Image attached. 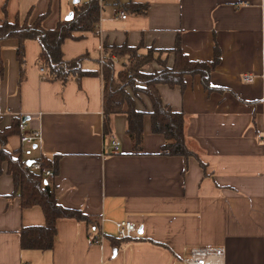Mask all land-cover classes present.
<instances>
[{
	"label": "crops",
	"instance_id": "0c3cea01",
	"mask_svg": "<svg viewBox=\"0 0 264 264\" xmlns=\"http://www.w3.org/2000/svg\"><path fill=\"white\" fill-rule=\"evenodd\" d=\"M86 1L91 0L78 3ZM97 1L92 30L75 31L61 45L65 60L86 54L82 68L96 73L48 80L37 40L23 42L22 67L18 41H0V130L17 123L6 143L15 156L56 160V170L44 166L53 177L35 172L50 183L61 206L96 216L99 229L59 218L50 249L23 248L21 230L43 226L45 217L38 205L21 207L3 162L0 264H183L180 258L193 246L223 247L224 264H264V143L257 138L264 83L241 77L259 74L264 61V0ZM73 5V0H0V22H32L47 13L42 26L53 29ZM177 44L193 61H212L215 46L220 55L209 75L211 90L199 75H185L183 86H157L162 102L186 115L185 138L195 155L160 154L164 136L151 131V103L143 94L136 99L137 109L146 113L141 143L133 146L122 113L111 116V134L105 135L101 49L160 51ZM166 60L171 67L172 52ZM160 69L157 62L142 68ZM19 115L28 130L41 135L30 155L22 153ZM111 139L119 144L116 153L107 147ZM121 221L133 222L139 236L119 237L115 223Z\"/></svg>",
	"mask_w": 264,
	"mask_h": 264
},
{
	"label": "trees",
	"instance_id": "16d2710c",
	"mask_svg": "<svg viewBox=\"0 0 264 264\" xmlns=\"http://www.w3.org/2000/svg\"><path fill=\"white\" fill-rule=\"evenodd\" d=\"M99 4L97 0L74 3L72 17L60 20L53 29H44L42 21L46 14L39 15L32 22L25 19L20 22H10L6 19L0 22V41L16 39V57L20 67L24 65L23 42L27 39L37 40L41 52L39 59L46 67L48 80H60L62 82L84 75L96 73L82 68V62L88 57L84 54L76 58L65 60L61 45L66 38L73 37L75 31L92 30L98 20ZM178 43V42H177ZM107 56L103 60L99 72L103 84V128L104 134H111V116L117 113L127 117L126 134L134 147L142 141L143 119L145 112L137 109L136 99L139 94L145 95L151 103L150 117L151 131L164 136V144L160 149L162 155H195L188 147L185 138L186 115L183 112H174L168 105L162 102L159 90L160 84L169 87L184 85L185 75H199L202 85L207 90L212 87L209 83V75L219 62V49L215 46L212 61L190 60L177 45L169 50H154L148 47L144 52L139 47L112 46L104 48ZM157 51V52H156ZM173 53L174 60L171 67H167L166 56ZM157 53V54H156ZM156 54V55H155ZM162 55H164L162 57ZM116 56L119 59V67H116L111 59ZM152 62L161 66L160 70L145 72L142 68ZM3 64L0 58V75ZM22 71V70H21ZM17 123L0 130V174L2 163H7V172L12 176L15 195L20 198L23 208L38 205L44 214L43 226L27 227L21 230V246L23 248L50 249L56 233V221L59 218H74L86 221L91 230L99 229L98 218L84 214L80 210L69 209L57 202L55 192L50 183H44V178L38 172L30 169L27 160L15 156V152H9L6 148L7 137L16 132ZM42 166L56 170V160L50 161L44 158L37 160Z\"/></svg>",
	"mask_w": 264,
	"mask_h": 264
},
{
	"label": "built area",
	"instance_id": "2783aa9c",
	"mask_svg": "<svg viewBox=\"0 0 264 264\" xmlns=\"http://www.w3.org/2000/svg\"><path fill=\"white\" fill-rule=\"evenodd\" d=\"M121 18H125L126 14L121 13ZM107 56L101 49L99 56V63L102 65L103 60ZM114 63L118 62L116 56L111 57ZM43 70V68H41ZM242 80L244 82H254L256 79H261L264 83V61L262 62V67L259 74L254 73H244L242 74ZM264 101V97H263ZM2 113V108L0 106V114ZM19 140L22 147V153L24 155L31 154V146L36 144L40 140L41 135L39 130H28L26 121L23 119L22 115H19ZM257 138L259 141L264 143V120L262 124V129L257 133ZM107 147L110 149L111 153H116L119 150V144L116 140H109ZM29 167L34 171H39L45 178L53 177V171L49 168L42 166L38 161H32L29 164ZM117 234L121 238H137L139 235L137 233V227L131 221H121L116 222ZM97 240V241H96ZM95 242H98V239H94ZM183 264H224V248L220 246H193L190 247L188 255L180 258Z\"/></svg>",
	"mask_w": 264,
	"mask_h": 264
},
{
	"label": "water",
	"instance_id": "95a60500",
	"mask_svg": "<svg viewBox=\"0 0 264 264\" xmlns=\"http://www.w3.org/2000/svg\"><path fill=\"white\" fill-rule=\"evenodd\" d=\"M74 1V3H76L78 0H73ZM72 17V13H69L66 17H65V19H70ZM30 164V161L28 160L27 161V165H29Z\"/></svg>",
	"mask_w": 264,
	"mask_h": 264
},
{
	"label": "rangeland",
	"instance_id": "374dc122",
	"mask_svg": "<svg viewBox=\"0 0 264 264\" xmlns=\"http://www.w3.org/2000/svg\"><path fill=\"white\" fill-rule=\"evenodd\" d=\"M119 60V59H118ZM120 62V61H119ZM120 64H117L116 67L118 66L119 67ZM121 66V65H120Z\"/></svg>",
	"mask_w": 264,
	"mask_h": 264
}]
</instances>
